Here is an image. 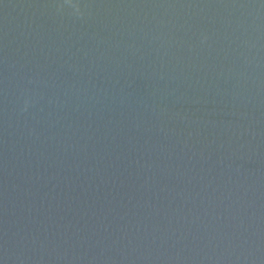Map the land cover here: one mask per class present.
I'll use <instances>...</instances> for the list:
<instances>
[{"label": "water", "instance_id": "1", "mask_svg": "<svg viewBox=\"0 0 264 264\" xmlns=\"http://www.w3.org/2000/svg\"><path fill=\"white\" fill-rule=\"evenodd\" d=\"M0 264H264V0H0Z\"/></svg>", "mask_w": 264, "mask_h": 264}]
</instances>
